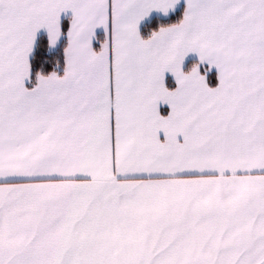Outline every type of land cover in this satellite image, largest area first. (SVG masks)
<instances>
[{"label":"snow or ice","instance_id":"1","mask_svg":"<svg viewBox=\"0 0 264 264\" xmlns=\"http://www.w3.org/2000/svg\"><path fill=\"white\" fill-rule=\"evenodd\" d=\"M0 264H264V0H0Z\"/></svg>","mask_w":264,"mask_h":264},{"label":"trees","instance_id":"2","mask_svg":"<svg viewBox=\"0 0 264 264\" xmlns=\"http://www.w3.org/2000/svg\"><path fill=\"white\" fill-rule=\"evenodd\" d=\"M175 19V17H173V20ZM161 21L159 19L157 20H153L150 21L149 24L145 27V31H150L152 27H154L155 25H158Z\"/></svg>","mask_w":264,"mask_h":264}]
</instances>
